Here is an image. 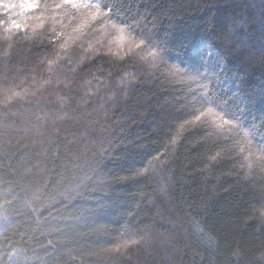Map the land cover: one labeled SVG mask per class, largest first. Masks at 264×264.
<instances>
[{
    "label": "trees",
    "instance_id": "1",
    "mask_svg": "<svg viewBox=\"0 0 264 264\" xmlns=\"http://www.w3.org/2000/svg\"><path fill=\"white\" fill-rule=\"evenodd\" d=\"M115 2L159 47L59 0L0 27V264H264V0ZM217 96L231 133L195 119Z\"/></svg>",
    "mask_w": 264,
    "mask_h": 264
},
{
    "label": "snow or ice",
    "instance_id": "2",
    "mask_svg": "<svg viewBox=\"0 0 264 264\" xmlns=\"http://www.w3.org/2000/svg\"><path fill=\"white\" fill-rule=\"evenodd\" d=\"M47 7L48 5H44L43 8L41 7V0H0V8L17 10L14 16L8 15L7 19L0 20V27H4L8 31H19L24 24V21L20 19V17L27 16L33 11H43ZM56 7L61 10L68 7L75 10L77 13L86 11L85 23L83 25L85 27H90L92 22H99L101 25L110 24L113 29L119 32L117 40L122 44L126 43L129 46H134L141 50L148 45H151L152 49L159 47V44L156 43L151 36L146 37L142 32L140 37L137 38L127 26H118L115 22L111 21L112 14L120 7L119 3L115 2V0L111 5L103 3L102 0H59ZM54 19H56V17H54ZM126 33L127 35H125ZM150 55L153 58H156L158 53L154 50H150ZM217 67L222 74L224 69L220 67L219 63L217 64ZM204 87L207 90L208 86L205 85ZM17 97H21L20 92H14L12 95L7 96L5 103L10 102ZM37 103H39V101H37ZM202 103L205 105H214V107L209 106L202 109L200 114L195 117L196 120H200L201 117L211 116L216 123L218 131L222 134L231 133L234 129L241 127L238 122V117L235 115L229 116L225 112L223 106L224 101L220 97H209L208 99L203 100ZM37 119H40V117H37ZM60 119H63V117H60ZM53 123H55V120H53ZM242 143L244 147H241L240 151L247 153L245 159L248 161L246 166L248 167L249 172L252 171L254 162H257L261 169L264 170V147L256 148V151H253L255 146L252 143L250 133L247 131L243 134ZM243 166L245 165H242V167ZM261 218L264 219V210L261 211ZM3 219V216H0V223L3 222ZM142 242H144L143 236H131L127 239H123L113 250L120 252L121 249L127 250L132 246L140 245ZM23 251V249L12 247L7 255L8 264H18L20 257L23 255Z\"/></svg>",
    "mask_w": 264,
    "mask_h": 264
}]
</instances>
